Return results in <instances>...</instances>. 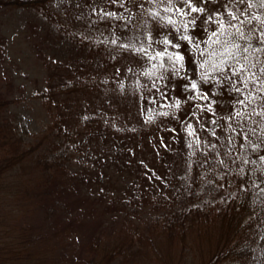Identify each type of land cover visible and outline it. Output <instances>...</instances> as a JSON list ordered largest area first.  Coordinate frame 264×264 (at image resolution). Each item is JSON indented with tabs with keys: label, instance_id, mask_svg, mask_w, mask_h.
<instances>
[{
	"label": "trees",
	"instance_id": "16d2710c",
	"mask_svg": "<svg viewBox=\"0 0 264 264\" xmlns=\"http://www.w3.org/2000/svg\"><path fill=\"white\" fill-rule=\"evenodd\" d=\"M53 1L0 0V11L25 9L41 18H51ZM95 9L88 14V18L86 11L79 13L89 21L87 30L96 33L101 29L104 41L115 38L112 35L115 31L121 34L130 32L133 43L137 45L144 42L142 26L132 33L130 27L124 28L128 20L109 19L103 22L100 15L102 8ZM108 11L123 15L122 9ZM109 25H112L111 30ZM137 36H140L139 40L135 39ZM91 38L98 40L94 34ZM92 45L110 48V43L102 46L92 42ZM119 54H108L99 67L105 70L115 68V63L123 57ZM187 66L194 68L190 56L187 57ZM137 69L128 74L129 92H134L136 96L139 93L141 118L146 125L154 128L152 133L160 134V137L152 142V137L137 142L120 140L115 145L114 155L107 157L106 168L116 166L126 173L127 179H122L121 185L119 180L109 178L101 163L96 162L97 166L93 167L91 155L84 150L88 142L85 134H92L93 125L90 124L95 120L94 115L93 119H85V134L77 128L70 131L64 122L60 101L48 88L40 96L46 97L43 104L48 106L51 116L58 118L34 133V139L27 142L28 130L9 117V101L0 95V264H77L79 260L82 264H121L119 261L124 259L117 261L112 253L110 258H104L102 254L106 250L101 253V241L97 237L84 242L81 246L83 254L78 255V246L75 247L78 229L85 221L95 218L121 217L131 223L136 217H142L133 214L145 205L151 209L150 219L153 221L149 230L156 236L163 234L175 241L183 253L199 251L192 239L195 234L200 237L218 218L225 221L224 227L230 228L236 222L235 216L244 214L247 220H241L240 225L220 235L216 241L217 250L203 258L204 264H264V162L257 158L264 155V146L253 151L252 145L243 140L244 146L241 147L239 125L245 122L227 119L230 97L226 94L218 92L207 101H188L187 95L195 93L183 92L181 85L186 80H176L175 90L169 88V99L164 100L155 90H150L151 82L139 75L141 68L138 63ZM164 83L162 81L160 85L162 90ZM145 84L147 88L142 87ZM59 88L64 87L59 85ZM100 97L105 106L111 101L109 94ZM145 97L155 99L157 103L149 104ZM175 98H181L179 110L171 106ZM211 99L218 102L214 105V113L195 108L197 103L206 106ZM162 104L166 106L162 107ZM163 112L170 115H159ZM213 120L217 123H212ZM187 124L192 125L194 134L191 136L184 130ZM250 126L251 120L246 124V127ZM231 137L235 139L231 140ZM251 139L255 142L256 135H251ZM149 148L154 153H149L147 157L140 153ZM245 160L252 162L246 164ZM99 167L103 170H98ZM26 171L27 180L31 179L29 183L33 180V184L23 186L19 178ZM131 173L134 174L131 176ZM143 178L148 181L145 192L139 188ZM88 181L95 184L90 191L98 194L97 208L89 217L84 207V200L89 196L87 193L82 195ZM210 185L219 186L223 195L218 194L214 202L198 203V198L205 195ZM111 186L118 191L106 204L104 198ZM133 233L141 235L137 236L141 242L136 252L134 247H129L130 254L136 255L142 248L143 235L137 230ZM147 255L150 262L159 260L157 256Z\"/></svg>",
	"mask_w": 264,
	"mask_h": 264
},
{
	"label": "rangeland",
	"instance_id": "374dc122",
	"mask_svg": "<svg viewBox=\"0 0 264 264\" xmlns=\"http://www.w3.org/2000/svg\"><path fill=\"white\" fill-rule=\"evenodd\" d=\"M151 7L146 0H140L139 5L135 2L126 3L125 8H120L119 4L108 3V0H54L51 3V18L46 16L41 18L33 11L25 9L0 11V95L9 101V117L28 130L27 142L34 139V133L58 118L51 116L48 106L43 104L46 97L40 96L51 88L60 101L64 122L70 131H75L77 128L80 133L85 134L83 132L85 119H93L92 115H94L95 120L90 124L93 125L90 132L92 134L91 136L85 134L88 142L84 148L91 155L92 166L96 167V162L101 163L109 178L119 180V185L122 179H127L126 173L116 166L106 168L107 157L114 155L115 145L120 140L137 142L149 137H152V142L159 138L160 134L152 133L154 128L146 125L141 118L139 93L136 96L134 92H129L130 72L127 69L132 67L135 72L138 71L137 63H133L136 58L111 44L108 49L94 47L92 42L106 46L103 43L104 35L101 34L103 31L100 29L92 33L87 30L89 21L79 13L86 11L88 18V14L95 8L122 9L124 20H128L129 16L132 17L129 27L133 33V30L141 27L145 20L148 21L149 27H154L153 22L144 12V9ZM93 34L98 40L91 38ZM131 35L130 32L127 33V36L131 37ZM133 41L132 38V43ZM112 52L123 55L115 63V68L105 70L99 67ZM117 69L120 71L117 72ZM193 79L196 77L193 76ZM185 83L188 81L183 84ZM59 85L64 88L60 89ZM102 94L111 95V101H108L106 106L101 101ZM140 153L147 157L154 151L149 148L141 150ZM98 170L103 169L99 167ZM90 172L92 173V170ZM27 174L26 171L25 175L19 178L20 185L33 184V180L30 183L31 179L27 180L29 178ZM147 183L145 178L140 182L139 188L144 189L143 192ZM91 186L95 188V184H90L88 181L82 193V195L87 193L89 196L84 200L87 217L94 208H97L98 194L90 191ZM115 187L118 188L116 185ZM219 189L217 185H210L206 188L205 195L199 197L197 202L205 203L207 200L214 202L218 194L223 195ZM117 191L114 187H110L104 198L106 204ZM150 210L147 205L137 208L138 212L133 216L142 217H136L131 223L121 217L85 221L77 233L78 241L75 243V247L78 246L77 254H83L81 246L84 242L97 237L101 241V253L106 250L102 254L104 258L107 256L110 258L112 253L117 261L124 259L119 261L121 264H204L203 258L209 257L211 252L217 250L216 241L220 235L248 218L244 214L236 215V222L231 224L230 228L224 227L225 221L218 218L204 230L203 235L197 237L195 234L192 239L193 244L199 247V251L183 253L175 241L169 240L163 234L156 236L149 230V225L153 222L150 219ZM134 230L140 231L143 235L142 248L136 255L129 252L133 247L136 252V247L141 242L137 237L140 234L133 233ZM147 253L150 254L149 257L157 256L159 260L148 261ZM117 261L113 260V262ZM77 264H82L81 260Z\"/></svg>",
	"mask_w": 264,
	"mask_h": 264
},
{
	"label": "snow or ice",
	"instance_id": "6c2138e0",
	"mask_svg": "<svg viewBox=\"0 0 264 264\" xmlns=\"http://www.w3.org/2000/svg\"><path fill=\"white\" fill-rule=\"evenodd\" d=\"M133 2L139 5L140 0H108V3L119 4L120 8ZM146 3L152 7L144 12L154 25L149 27L147 20L142 25L146 42L137 45L126 33L113 31L115 38L103 43L131 53L136 58L133 63L141 68L139 75L150 81V90H155L164 100L169 99V88L175 90L176 80H187L188 83L181 85L182 91L195 93L187 95L188 101H207L218 92L226 94L230 97L227 119L245 122L239 125L241 147L243 140H247L253 151L261 149L264 146V0H146ZM100 15L103 22L124 19L121 13L107 9H101ZM131 20L129 16L128 21ZM124 28L128 29L129 23H125ZM135 39L139 40L140 36ZM125 40L128 42H123ZM156 45L161 47H154ZM189 56L194 68L187 66ZM127 71L135 70L129 67ZM162 81L165 82L163 90ZM137 83L139 85V81ZM145 100L149 104L157 103L155 99L145 97ZM181 102V98H175L171 106L179 110ZM217 103L211 99L206 106L197 103L195 108L214 113ZM159 115L167 117L170 113ZM256 117L259 119H254ZM151 119L150 115L149 122ZM249 120L252 126L246 127ZM184 130L189 136L194 134L191 124ZM251 135H256L255 142ZM257 158L264 162V155Z\"/></svg>",
	"mask_w": 264,
	"mask_h": 264
}]
</instances>
